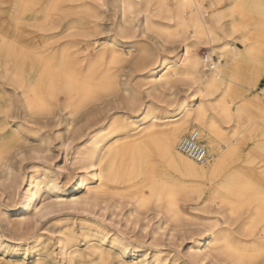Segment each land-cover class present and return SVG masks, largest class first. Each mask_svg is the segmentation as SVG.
I'll use <instances>...</instances> for the list:
<instances>
[{
  "label": "bare ground",
  "instance_id": "bare-ground-1",
  "mask_svg": "<svg viewBox=\"0 0 264 264\" xmlns=\"http://www.w3.org/2000/svg\"><path fill=\"white\" fill-rule=\"evenodd\" d=\"M104 7L110 12L109 34L98 44L101 37L92 38L104 33ZM143 37L165 51L132 49ZM200 42L209 48L206 57L198 53ZM263 52L264 0H0V80L14 90L13 97L0 86V166L33 125L62 123L68 139L77 143L72 158L80 171L77 189L84 193L70 199L58 195L55 205L129 198L137 210L152 208L163 225L192 223L186 226L195 235L192 260L264 264V86L252 94L242 88L264 81L258 60ZM131 76L146 97L174 92L179 84L188 96L160 116L130 83ZM110 98L128 114L105 122L100 107ZM188 127L214 138L204 144L210 154L205 162L179 149ZM258 134L262 138L251 153L239 152ZM168 168L201 181H173ZM54 185L53 179L31 177L17 192L23 213L51 209L37 201ZM205 190L213 196L203 200L201 216L184 209L192 193L200 197ZM68 239L62 236L61 249ZM100 240L86 246L89 252L69 247L68 257L86 256L85 264L134 263L122 258V245L114 250L110 242L103 248ZM8 247L15 248L0 235V249ZM20 252L33 255L32 264L43 263V253L32 246L10 253ZM158 260L151 263L161 264Z\"/></svg>",
  "mask_w": 264,
  "mask_h": 264
},
{
  "label": "rangeland",
  "instance_id": "rangeland-1",
  "mask_svg": "<svg viewBox=\"0 0 264 264\" xmlns=\"http://www.w3.org/2000/svg\"><path fill=\"white\" fill-rule=\"evenodd\" d=\"M105 8L101 9L102 12L104 11L102 21L104 33L101 36L92 38L98 39L101 37L98 39V44L104 43L107 39L106 36L109 34L106 32V27L110 22V12ZM233 41L242 48L238 40ZM154 43L152 44L150 39L143 37L141 44L136 42L132 44L134 46L132 49L139 50L144 47L149 53L155 50L159 53L165 51V49L159 51L158 46ZM166 45L167 49L172 48L171 45ZM181 48L182 46L178 47V49ZM178 49L172 54L176 53ZM198 53L200 56L206 57L209 54V48L200 42L198 43ZM216 58V53L211 54L212 61H215ZM258 60L263 63L259 70L264 72V52ZM249 62L252 64L254 60L251 59ZM240 72L243 73L244 70L242 69ZM262 77L264 80V75ZM130 80V83L139 88L144 101L150 103L160 116L175 105H172V102L175 103L179 99L186 98L189 92L186 86L179 84L174 92L164 89L160 95L154 96L152 94L146 97L144 95L145 91H143L144 88L139 86L138 78L131 76ZM0 84L7 94H14L12 86L1 80ZM261 86H264V81L256 87H252V89H248L246 85L242 88L247 89V94H252L259 92ZM15 98L17 99V97ZM115 103L117 102L110 98L104 100L101 105L100 115L102 116L100 118L105 122L111 116L119 117L128 114L127 109L121 106L122 103H117V105ZM9 120L10 123L15 122V120ZM223 126L227 131L231 129L230 124L223 123ZM190 129L188 127L186 132H182L180 138L191 131ZM68 136L62 123L53 122L52 120L44 126L35 124L29 132L22 134L24 142L19 149H11L6 152L7 157L4 162L6 163V169L3 164L0 166V235L8 245L10 243L15 248L8 247L4 251L0 249V264H32L34 256L30 253L26 255L22 252L19 255L10 253L18 248L31 246L34 247V250L43 253L42 264H85L86 256L84 258L77 256L69 258L68 252L75 246L83 250L86 246L92 248V245L99 244L100 239L104 241L101 244L103 248H108L110 242L114 243V250H118L119 245L126 248L122 258L128 262L129 260L133 261V264H152L151 260L155 257L159 259L158 262L161 264H172V262L174 264H223L221 261L210 258L201 261L200 259L192 260L190 258L189 252L193 247L195 235L187 232L186 226L193 225L192 223L182 220L181 226L170 222L163 225L160 215L152 208H148L146 211L137 210L134 208L133 200L129 198L117 201L115 197H109L104 201L105 203H97L95 206L55 205L54 201L58 195L70 199L72 196L84 193V190L77 189L80 171L76 169L72 158L77 143L70 141ZM199 136H201L203 144H208L209 141L214 139L212 137L205 138L200 132ZM261 138L262 136L258 134V136L255 135L254 139L246 140L239 152L243 154L251 153L254 143ZM166 174L167 178L173 181L184 180L187 184H198L201 181L196 177L176 173L170 168L166 170ZM35 176L45 181L47 179L55 181L52 190H43L39 194L38 205L43 203L52 205L51 209L43 213L44 215H35L31 209L23 213L20 197L17 196V192H21L28 185L31 177ZM210 196H213V193L207 190H205V195L200 197L197 193H192L190 200L185 203L184 209L196 216H201L203 214L201 209L203 200ZM20 218L23 219L21 224ZM216 218L218 222L222 221L220 215H217ZM64 234H67L69 239L68 242H65V248L61 249L60 241ZM85 250L90 251V249Z\"/></svg>",
  "mask_w": 264,
  "mask_h": 264
},
{
  "label": "built area",
  "instance_id": "built-area-1",
  "mask_svg": "<svg viewBox=\"0 0 264 264\" xmlns=\"http://www.w3.org/2000/svg\"><path fill=\"white\" fill-rule=\"evenodd\" d=\"M179 149L188 155L195 162H205L210 159V154L201 141V136L195 130L189 131L182 135L179 140Z\"/></svg>",
  "mask_w": 264,
  "mask_h": 264
}]
</instances>
